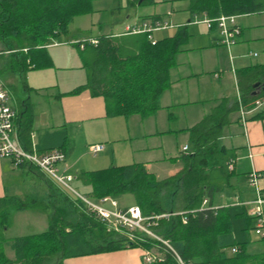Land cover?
Instances as JSON below:
<instances>
[{"label": "crops", "instance_id": "0c3cea01", "mask_svg": "<svg viewBox=\"0 0 264 264\" xmlns=\"http://www.w3.org/2000/svg\"><path fill=\"white\" fill-rule=\"evenodd\" d=\"M151 1L107 0L104 16L101 7H93L91 13L84 15L91 18L88 26L75 24L78 18L75 17L67 33L58 35L46 46L51 67L31 69L23 75L0 74V82L10 95L11 107L30 116L33 129L31 148L39 151L62 148L65 151L66 160L59 166V173L73 178L70 187L76 194L85 196L76 179L82 171L138 164L158 181L181 171L184 166L182 156L191 150L188 130L219 109L223 100H227V107L232 108L233 101L241 96L239 71L264 65V12L239 16L237 26L240 35L235 44L227 48L220 44L217 27H207L202 23V20L209 19L208 15L192 11L194 0ZM154 22L166 25L150 33L155 43L173 38L178 29L186 30V42L174 56L168 72L169 86L160 95L159 108L154 113L112 116L108 114L102 96L93 95L89 89L73 94L75 89L88 83V67L92 60L89 51L92 48L85 45L81 48V43L89 39L98 41L103 36L116 38L135 34H146L151 42L149 34L132 31ZM157 33L162 35L155 38ZM14 76L23 79L24 86L15 84ZM256 92L253 91L252 95ZM240 109L241 105L239 111L228 110V124L221 127L217 139L218 146L232 155L233 169H228L231 176L216 194L212 206L202 202L201 209L218 210L243 205L250 216L256 199L254 188L248 184L250 173L258 175L259 192L264 195V119L252 118L255 110H245L243 127ZM16 139L19 144L17 136ZM95 144L104 145V150L93 155L89 147ZM183 147H187L186 152L182 151ZM24 177L28 179L26 183ZM36 181L28 168L14 167L9 159H0V216L9 219L14 213L36 212L33 209L16 211L15 203L9 201L11 198L23 200L34 192L35 186L41 190L43 186ZM82 190L89 191L87 187H82ZM41 191L48 193L49 190L44 188ZM110 198L117 204L115 208L105 205L110 210L136 206V203L129 207L121 206L117 198ZM262 210L264 218V205ZM5 223H0V260H14L13 240L26 236L6 239L9 223ZM251 227L244 237L246 245L243 252L236 248L240 250L237 254L241 255L236 260L237 264H264V229L263 235L256 234L254 219ZM144 251L140 247L124 248L65 258L62 264H149L144 260ZM234 252L226 250L228 257L236 256ZM157 256L163 259L161 254Z\"/></svg>", "mask_w": 264, "mask_h": 264}, {"label": "trees", "instance_id": "16d2710c", "mask_svg": "<svg viewBox=\"0 0 264 264\" xmlns=\"http://www.w3.org/2000/svg\"><path fill=\"white\" fill-rule=\"evenodd\" d=\"M92 3L93 0H0V41L4 44L0 50V74L23 75L31 69L51 67L46 46L58 35L66 34L75 17L91 13ZM192 11L205 12L210 19L242 16L264 12V0H194ZM185 42L184 29L154 45L146 34L103 36L97 45L86 41L84 45L92 48L88 83L73 94L89 89L93 95L102 96L112 116L150 115L159 108L160 95L169 86L168 72L174 56ZM238 79L241 96L233 101L232 108L223 100L219 109L188 130L191 150L182 156L184 166L175 175L158 181L143 165L131 164L82 171L76 176L85 197L96 200L131 195L145 217L182 211L184 220L175 215L159 220L152 228L155 234L169 240L176 255L146 235L138 234L131 242L124 233L107 231L106 225L72 192L35 166L23 164L18 168H28L49 191L9 201L15 203L16 211L33 209L47 214L49 229L15 238L14 260L2 258L0 264H62L65 258L135 247L161 254L163 259L155 264H180L177 257L182 264H237L241 256L237 253L244 250V237L251 231L254 218L248 216L243 205L218 210L201 209V205L206 200L212 206L231 176L228 169L232 155L217 144L221 127L228 124V110L239 111V105L244 110H254V102L264 99V65L239 71ZM255 83L258 86L253 88ZM13 110V128L19 144L31 151L30 116L21 109ZM254 114L252 118L264 119V106ZM34 149L37 153L56 149L66 155L62 148ZM82 187L89 191L84 192ZM229 249L237 255L228 257Z\"/></svg>", "mask_w": 264, "mask_h": 264}, {"label": "built area", "instance_id": "2783aa9c", "mask_svg": "<svg viewBox=\"0 0 264 264\" xmlns=\"http://www.w3.org/2000/svg\"><path fill=\"white\" fill-rule=\"evenodd\" d=\"M236 15H221L216 19H204L202 23L207 27L216 25L220 34V44L229 48L235 44L237 37L240 35V29L237 26ZM166 25H161L158 22L151 24H143L140 29H135L133 33H147L151 40L150 33L165 28ZM152 44L153 40H151ZM90 45H97V40H88ZM83 44V45H82ZM80 47H84V42L80 44ZM264 106V99H259L254 102V110ZM246 111L241 107V124L245 126ZM15 112L10 105V95L0 82V159H9L14 167H19L23 164H29L35 166L39 171L43 172L53 180L63 185L66 189L74 192L70 187L73 178L71 176L61 175L59 173V166L65 163V154L53 149L45 153H37L34 148L31 151L24 150L17 142L16 134L13 128V120ZM104 150V145L95 144L89 147V151L96 155ZM183 152L187 151V147L182 148ZM233 169V162L229 164V170ZM248 184L253 187L256 193V199L252 203V208L249 215L254 218L256 222V234L263 235L264 218L262 207L264 205V195H261L258 188V175L252 172L248 175ZM75 193V192H74ZM76 194V193H75ZM77 198L84 202L87 210L92 213L97 219H99L104 225H106L107 231L115 232L119 234H125L126 238L134 242L135 236L138 234L146 235L157 242L161 243L165 248L172 251L174 254L169 240L163 239L160 235L153 232L152 228L158 225V221L161 219H169L171 216H181L184 218V213H163L160 215L143 216L141 210L137 206H133L124 210L115 209L110 210L105 205H111L116 207V202L110 197H102L96 201H92L89 198L76 194ZM207 201H203L205 204ZM184 220V219H183ZM176 255V254H175ZM177 257V256H176ZM180 264L182 262L177 257ZM144 260L146 263H153L160 261L161 259L154 254L151 250L144 251Z\"/></svg>", "mask_w": 264, "mask_h": 264}, {"label": "rangeland", "instance_id": "374dc122", "mask_svg": "<svg viewBox=\"0 0 264 264\" xmlns=\"http://www.w3.org/2000/svg\"><path fill=\"white\" fill-rule=\"evenodd\" d=\"M107 3H108L107 0H93L92 10H93V7L94 8L101 7L102 8L101 10H102L103 16H104L106 14L104 5ZM90 19H91L90 16H84V17L78 16V18L75 19V21H76L75 24L84 23L85 25L87 24V26H88ZM73 20L71 22H73ZM92 32H95V29ZM93 34H95V33H93ZM161 35H162V33H160V34L157 33L155 35V38L160 37ZM2 49H4V44H3V42L0 41V50H2ZM0 65H1V62H0ZM14 79H15V84L18 85L20 83L21 87L24 86L23 79H20L19 76L16 78L14 76ZM1 80L4 82V80L2 78H1ZM8 90H9V92L12 93V91L9 88H8ZM23 181H25V183H26L28 181V179L26 180V177H24ZM36 182H38V180ZM42 189H44V188H42ZM41 190H40V188L38 190V187L35 186V190L33 193L41 194L42 193ZM116 200H117V202L120 203L121 206H128L129 207V206H132L135 204V200L131 195H123V196L117 197ZM0 221L6 222L5 224L9 223L8 224L9 230L7 231V233L5 235L6 239H8V240L15 238V237H18V236H29V235L39 234V233H42V232L49 229V222H48L47 217L39 211H36V212L33 211V212L24 213V214H20V213L15 214L14 213V214H12V216L9 219H6L5 216L4 217L0 216Z\"/></svg>", "mask_w": 264, "mask_h": 264}, {"label": "water", "instance_id": "95a60500", "mask_svg": "<svg viewBox=\"0 0 264 264\" xmlns=\"http://www.w3.org/2000/svg\"><path fill=\"white\" fill-rule=\"evenodd\" d=\"M256 86H258V83H256V84L254 85V87H256Z\"/></svg>", "mask_w": 264, "mask_h": 264}]
</instances>
